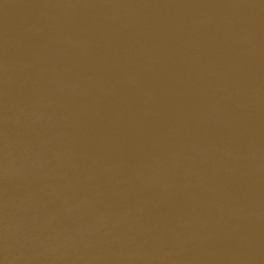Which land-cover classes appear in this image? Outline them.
<instances>
[{
  "label": "water",
  "instance_id": "water-1",
  "mask_svg": "<svg viewBox=\"0 0 264 264\" xmlns=\"http://www.w3.org/2000/svg\"><path fill=\"white\" fill-rule=\"evenodd\" d=\"M0 264H264V0H0Z\"/></svg>",
  "mask_w": 264,
  "mask_h": 264
}]
</instances>
